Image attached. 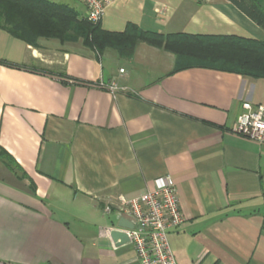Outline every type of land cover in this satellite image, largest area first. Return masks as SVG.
Masks as SVG:
<instances>
[{"label":"crops","instance_id":"1","mask_svg":"<svg viewBox=\"0 0 264 264\" xmlns=\"http://www.w3.org/2000/svg\"><path fill=\"white\" fill-rule=\"evenodd\" d=\"M129 24L264 42L228 0H115L100 22ZM186 58L143 42L130 59L82 40L32 46L0 29V264H139L103 208L166 175L186 220L169 232L177 264H264V146L233 131L245 102L264 104V80Z\"/></svg>","mask_w":264,"mask_h":264},{"label":"trees","instance_id":"2","mask_svg":"<svg viewBox=\"0 0 264 264\" xmlns=\"http://www.w3.org/2000/svg\"><path fill=\"white\" fill-rule=\"evenodd\" d=\"M264 30V0H228ZM0 29L36 46L39 39L62 43L82 40L102 54L115 49L130 59L138 43H147L187 57L190 66H202L264 80V42L229 36H188L145 32L129 24L124 33L104 31L75 9L49 0H0Z\"/></svg>","mask_w":264,"mask_h":264},{"label":"built area","instance_id":"3","mask_svg":"<svg viewBox=\"0 0 264 264\" xmlns=\"http://www.w3.org/2000/svg\"><path fill=\"white\" fill-rule=\"evenodd\" d=\"M86 9L85 18L94 24L100 23L108 8L115 0H79ZM124 73V70H121ZM102 89L117 97L121 89L116 82L98 83ZM243 112L238 117L233 131L236 135L264 146V104L253 105L245 102ZM119 206L107 204L103 212L118 215L132 224V228L115 230L126 235V245L131 246L139 264H177L169 242V232L185 223L180 207L178 188L170 175L154 181V188L144 194L126 199L119 196Z\"/></svg>","mask_w":264,"mask_h":264},{"label":"rangeland","instance_id":"4","mask_svg":"<svg viewBox=\"0 0 264 264\" xmlns=\"http://www.w3.org/2000/svg\"><path fill=\"white\" fill-rule=\"evenodd\" d=\"M56 2L68 5L71 8L81 12V3H80L79 0H56ZM260 96H261L260 98L264 97V88L261 91ZM112 221L115 223L116 219L115 218H113V219L112 218H106L104 225L107 226ZM82 229H83V231L85 232L86 235H90L92 232H95L94 227H92L91 225H88V224L83 225Z\"/></svg>","mask_w":264,"mask_h":264},{"label":"water","instance_id":"5","mask_svg":"<svg viewBox=\"0 0 264 264\" xmlns=\"http://www.w3.org/2000/svg\"><path fill=\"white\" fill-rule=\"evenodd\" d=\"M118 226L121 227V228H132V224H130L127 220L121 218L118 222ZM119 237H121V241L123 244H126L128 239L126 237V235L124 234H119Z\"/></svg>","mask_w":264,"mask_h":264}]
</instances>
